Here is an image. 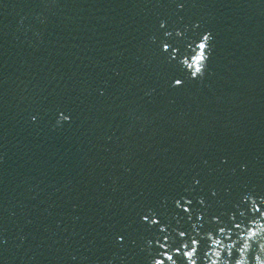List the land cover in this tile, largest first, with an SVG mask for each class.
<instances>
[{"label":"water","instance_id":"water-1","mask_svg":"<svg viewBox=\"0 0 264 264\" xmlns=\"http://www.w3.org/2000/svg\"><path fill=\"white\" fill-rule=\"evenodd\" d=\"M248 194L264 198V0H0V264H150L160 244L186 264L192 238L205 264Z\"/></svg>","mask_w":264,"mask_h":264},{"label":"clouds","instance_id":"clouds-1","mask_svg":"<svg viewBox=\"0 0 264 264\" xmlns=\"http://www.w3.org/2000/svg\"><path fill=\"white\" fill-rule=\"evenodd\" d=\"M198 26V25H197ZM161 27H164V22H161ZM170 36L171 33H165ZM176 35H181L177 31ZM153 41L155 38H152ZM212 35L210 32H205L196 43L193 49L194 54L190 57L186 56L181 61L182 65L190 72L192 79H202L207 69V62L211 52ZM169 45L165 43L163 50L168 51ZM173 58H175V50H173ZM183 81L177 79L173 82V87L182 86ZM35 119V117H33ZM70 117L60 114L57 124L69 121ZM245 203L249 205L251 216L247 217V222L242 221L235 225L238 230L235 235L237 238L232 239L229 232L225 228L219 229V234L208 233L207 240L210 242L207 247L205 264H264V210H261L259 204H264V198L255 197L252 194L243 197ZM203 202V201H201ZM179 205V202H177ZM188 211V209H185ZM259 212V217L256 213ZM154 215V214H153ZM245 215H247L245 213ZM147 219V217H145ZM152 224H157L158 220L153 218ZM164 230L163 227L161 229ZM181 238L185 237L184 232H180ZM165 251L159 254V257L152 259L150 264H178L175 256L180 253V249L175 251L168 250L167 244L159 245ZM200 243L197 239H191V245L186 242L183 245L184 251L182 256L186 264H200L199 254Z\"/></svg>","mask_w":264,"mask_h":264}]
</instances>
